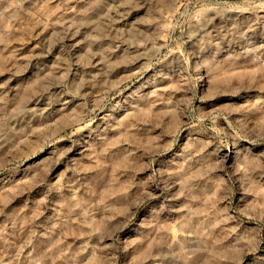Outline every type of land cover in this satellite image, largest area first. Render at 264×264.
Masks as SVG:
<instances>
[{
    "label": "rangeland",
    "instance_id": "obj_1",
    "mask_svg": "<svg viewBox=\"0 0 264 264\" xmlns=\"http://www.w3.org/2000/svg\"><path fill=\"white\" fill-rule=\"evenodd\" d=\"M0 264H264V0H0Z\"/></svg>",
    "mask_w": 264,
    "mask_h": 264
}]
</instances>
